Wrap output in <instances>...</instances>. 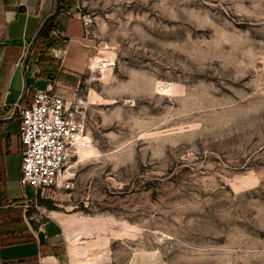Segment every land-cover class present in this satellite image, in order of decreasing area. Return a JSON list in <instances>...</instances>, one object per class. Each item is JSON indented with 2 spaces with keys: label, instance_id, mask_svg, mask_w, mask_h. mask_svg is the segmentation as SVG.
I'll return each mask as SVG.
<instances>
[{
  "label": "rangeland",
  "instance_id": "1",
  "mask_svg": "<svg viewBox=\"0 0 264 264\" xmlns=\"http://www.w3.org/2000/svg\"><path fill=\"white\" fill-rule=\"evenodd\" d=\"M72 3L91 147L31 213L92 263L264 264V0Z\"/></svg>",
  "mask_w": 264,
  "mask_h": 264
},
{
  "label": "crops",
  "instance_id": "2",
  "mask_svg": "<svg viewBox=\"0 0 264 264\" xmlns=\"http://www.w3.org/2000/svg\"><path fill=\"white\" fill-rule=\"evenodd\" d=\"M59 7L44 29L45 41L37 42L54 0H0V264H105L88 262L77 241L71 256L67 222L31 213L44 205L33 187L19 183V110L35 90L78 94L90 69L92 44L82 17L72 0Z\"/></svg>",
  "mask_w": 264,
  "mask_h": 264
},
{
  "label": "built area",
  "instance_id": "3",
  "mask_svg": "<svg viewBox=\"0 0 264 264\" xmlns=\"http://www.w3.org/2000/svg\"><path fill=\"white\" fill-rule=\"evenodd\" d=\"M82 109L77 93L64 89L35 90L31 102L19 110V183L33 187L37 199L47 198L70 159L91 147Z\"/></svg>",
  "mask_w": 264,
  "mask_h": 264
},
{
  "label": "trees",
  "instance_id": "4",
  "mask_svg": "<svg viewBox=\"0 0 264 264\" xmlns=\"http://www.w3.org/2000/svg\"><path fill=\"white\" fill-rule=\"evenodd\" d=\"M59 1H61V0H57V11H56V14H57V13L59 12V10H60V7H59ZM56 14L53 15L52 17H50V18L46 21V23L44 24L43 28L40 30V32H39V34H38V36H37V39H36L37 42H38V41H41V42H44V41H45V38L43 37V35H44V29H45V27L47 26L48 22L51 21V20L56 16ZM40 203H41V204H45V203H43L42 201H40Z\"/></svg>",
  "mask_w": 264,
  "mask_h": 264
},
{
  "label": "water",
  "instance_id": "5",
  "mask_svg": "<svg viewBox=\"0 0 264 264\" xmlns=\"http://www.w3.org/2000/svg\"><path fill=\"white\" fill-rule=\"evenodd\" d=\"M56 11H57V0H54V9H53V12L51 13V15H49L45 20L44 22L41 24V26L39 27L38 31H37V35L39 34L40 30L42 29L44 23L53 15L56 14ZM29 55V53H28Z\"/></svg>",
  "mask_w": 264,
  "mask_h": 264
},
{
  "label": "bare ground",
  "instance_id": "6",
  "mask_svg": "<svg viewBox=\"0 0 264 264\" xmlns=\"http://www.w3.org/2000/svg\"><path fill=\"white\" fill-rule=\"evenodd\" d=\"M262 30H263V32L261 33V37L264 38V28H262ZM167 88H168V87H165V88L163 87L162 90H164V91L167 92V91H168ZM87 152H88V151H87ZM87 152L85 151V154H86ZM79 223H81V222H79ZM77 224H78V223H77ZM80 226H81V225H80ZM82 227H83V225H82ZM66 235H67V237H68L70 234L67 232Z\"/></svg>",
  "mask_w": 264,
  "mask_h": 264
}]
</instances>
